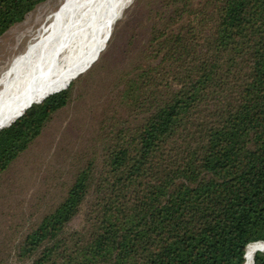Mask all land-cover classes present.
<instances>
[{
  "label": "trees",
  "instance_id": "obj_1",
  "mask_svg": "<svg viewBox=\"0 0 264 264\" xmlns=\"http://www.w3.org/2000/svg\"><path fill=\"white\" fill-rule=\"evenodd\" d=\"M44 1L0 0V36ZM136 1L147 37L108 73L114 105L93 153L21 234L17 258L264 264V0ZM104 70L100 61L86 77ZM74 71L0 117V184L75 99Z\"/></svg>",
  "mask_w": 264,
  "mask_h": 264
},
{
  "label": "rangeland",
  "instance_id": "obj_2",
  "mask_svg": "<svg viewBox=\"0 0 264 264\" xmlns=\"http://www.w3.org/2000/svg\"><path fill=\"white\" fill-rule=\"evenodd\" d=\"M63 2L45 0L23 22L0 36V77L28 53L47 18ZM145 16L133 0L115 24L105 48L75 70L70 83L77 91L73 102L54 116L29 151L4 174L0 184V264H25L16 254L21 234L57 201L73 173L93 153L100 120L114 105L108 73L127 64L131 50L145 41ZM100 61L105 70L91 82L86 75ZM82 221L83 216H78L70 227H78Z\"/></svg>",
  "mask_w": 264,
  "mask_h": 264
},
{
  "label": "bare ground",
  "instance_id": "obj_3",
  "mask_svg": "<svg viewBox=\"0 0 264 264\" xmlns=\"http://www.w3.org/2000/svg\"><path fill=\"white\" fill-rule=\"evenodd\" d=\"M132 1L64 0L40 27L28 53L0 77L1 120L21 115L53 94L46 93L100 53Z\"/></svg>",
  "mask_w": 264,
  "mask_h": 264
},
{
  "label": "water",
  "instance_id": "obj_4",
  "mask_svg": "<svg viewBox=\"0 0 264 264\" xmlns=\"http://www.w3.org/2000/svg\"><path fill=\"white\" fill-rule=\"evenodd\" d=\"M65 89H66V88H65ZM62 90H64V89L58 90V91H56L55 93L60 92V91H62ZM53 94H54V93H53ZM49 96H50V95H49ZM47 97H48V96H47ZM47 97H44L43 99H41L40 101L36 102L35 104H39V103H41V102H42L44 99H46ZM12 124H13V123H12ZM12 124H11V125H12ZM11 125H10V126H11ZM10 126H9V127H10ZM258 242H260V241H258ZM254 243H255V242H254ZM250 244H251V243H250ZM259 251H264V250H259Z\"/></svg>",
  "mask_w": 264,
  "mask_h": 264
}]
</instances>
